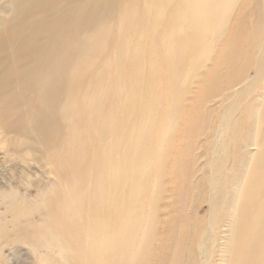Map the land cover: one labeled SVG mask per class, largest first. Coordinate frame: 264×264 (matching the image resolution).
<instances>
[{
    "label": "rangeland",
    "instance_id": "1",
    "mask_svg": "<svg viewBox=\"0 0 264 264\" xmlns=\"http://www.w3.org/2000/svg\"><path fill=\"white\" fill-rule=\"evenodd\" d=\"M149 1H138L132 20L118 12V21L102 27L111 35L98 43L102 54L91 49L85 56L87 71L70 107L68 133L76 137L75 145L56 146L49 156L54 172L38 136L7 130L21 118L25 128L31 126L22 112L36 107L10 114L16 104L10 92L0 106V264H234L232 259L251 258L236 243L240 235L230 233L229 219L207 203L199 205L197 193L207 200L214 196L208 184L218 164L236 175L240 166H232L234 158L247 169L258 158L246 140L263 138L264 52L245 56L242 42L254 41L259 27L254 17L264 4L249 0L242 17L251 15L237 21L241 0L230 19L222 0H216L210 16L198 13L202 6L196 0H163L151 8ZM8 4L0 0V17L11 10ZM16 25L0 22V37ZM260 29L261 40L264 26ZM237 52L242 56L234 61ZM228 62L234 67L228 79L238 78L240 88L220 104L216 90L228 80ZM97 92L102 108L79 101ZM212 124L216 131L203 136ZM100 135L104 159L115 167L110 184V170L98 168ZM76 153L83 160L78 157L80 170L72 173L61 157ZM216 183L223 187L226 180Z\"/></svg>",
    "mask_w": 264,
    "mask_h": 264
},
{
    "label": "bare ground",
    "instance_id": "2",
    "mask_svg": "<svg viewBox=\"0 0 264 264\" xmlns=\"http://www.w3.org/2000/svg\"><path fill=\"white\" fill-rule=\"evenodd\" d=\"M138 1L139 0H8V5L11 7V10H8L7 14H2L0 22L3 25L15 22L17 25L10 34H5L0 37V106H5V103L8 101L7 97H9L7 94L10 92L11 96H14L16 102L9 110L10 114L16 115L20 112V109L22 110L27 107V105L36 107L35 111H21L23 117H27L31 120V126L25 128L23 123H21L22 118L19 117L21 121L17 120L15 123L11 124L7 130L8 132L20 136L22 135L27 138L34 135L38 136L41 139L39 147L44 148V152H46L45 163L49 166V171H53L51 169L52 167L54 169L53 165L55 161L49 156L55 153L56 146L58 147L61 145L64 149H68L75 145L74 142L76 137L74 135L70 136V133H68L72 126L73 119L71 117L70 107L77 103L75 94L79 91L83 75L87 71L84 65L85 56L91 49L97 50L99 52L98 55L102 54V49L98 46V43L101 42L105 36H111L109 33L106 35L105 31L102 29L103 25L104 27L106 25L110 26L114 20L118 21V12L120 11L124 19L132 20L133 15L137 13ZM143 1L144 5H148L147 0ZM162 1L163 0H150L149 8L155 3H161ZM237 1L238 0H222L223 8L228 7V10H225L228 19L232 17L233 10L238 3ZM260 1L264 4V0ZM248 2L249 0H241L239 4L240 11L235 15V20L241 21V19L251 15L247 13L246 17H242V10L245 9ZM196 3L202 6V9H198L199 14L205 12V14L208 13V16H210L213 12L212 9L216 0H196ZM217 6L219 7V5ZM254 18V23L259 25V27H257L254 33V41L242 42V46L246 49L245 56L248 54L256 56L264 52V37L261 40L258 39V35L260 34L259 30L264 26V10H259ZM119 21L122 22V18H120ZM243 28L244 26L239 24L237 30L239 29L242 31ZM218 36H221V34ZM260 37H262V35ZM241 56L242 55L237 52L232 56V60L235 61V59H239ZM75 59H78L79 62L84 61L80 64L75 62ZM232 62H228L225 65L223 64L227 71L224 80L228 79L231 74L230 71L234 68L232 67ZM263 65L264 60L261 66ZM241 74L242 72L239 73L238 77ZM234 78L235 79L229 78L226 82H223L221 90H216L218 96L217 103L223 104L230 98L231 93L238 91L240 88L239 82H237L238 78ZM101 83L102 79L99 84ZM99 90L101 94L104 92L103 88H99ZM99 96L100 94H98V92L96 97L83 95L82 99H79V101L90 100L91 109L95 108V106H98V109H100L102 107H100L101 105L99 104ZM81 104L84 105L83 102ZM114 106L115 100L113 99L109 104V112H113ZM105 109L107 110V108ZM231 109L232 107L228 112L231 111ZM74 110L77 111L76 109ZM111 114L112 116L110 118L113 120V113H110V115ZM88 118L94 123L95 119L93 113H91ZM224 119L229 120V117L224 116ZM2 121L0 125H4V121ZM56 121L59 123L58 128L57 125H55ZM53 122H55V124ZM125 122L127 123V121ZM215 122H217V128L221 127L220 120L215 119ZM109 123L111 124V121H109ZM223 129L226 131L227 127ZM128 130H130L129 127ZM215 131L216 128L214 129L212 124L209 128L206 127L203 136H207L209 132ZM57 132H59V135H57ZM253 141H250L249 138L246 140L247 144L253 146L250 150H255L259 154L253 167L248 168L249 172L246 167L247 164H245L244 161H237L236 158L232 160V166H240V171L235 175L232 173L231 169H221L223 165L218 164V159L217 167L211 169V181L208 184L213 190L214 196H210L211 198L209 197L207 200V198L204 199L203 195L197 193L199 205L207 203L208 206H210L209 209H218L219 214H224V217L229 219L230 226L228 227L232 236L240 235L236 243H238L240 249L251 258L242 260L239 258L238 260L232 259V263L234 264H264V132L263 138L258 143H254ZM102 147L103 144L100 135L99 151L97 155V159L99 160L98 168L101 171L105 169L110 170L109 182L107 181L108 184H110L115 179V167L106 163L104 159L105 149ZM215 154L216 153L212 152L214 157ZM119 155L121 154L119 153ZM126 156L128 157V155ZM78 157L80 158V155L77 156L76 153V155L72 157L62 156L61 159L62 162L71 169L72 173H76L80 170ZM79 160H81V158ZM221 178L226 180V184L223 187L217 186V183L215 184V180ZM103 184L104 182H102V186ZM102 186L101 182L97 185L99 188H102ZM219 197H222V201L218 203ZM168 198L170 197L168 196ZM164 199L166 200V198ZM68 210L69 209H67V212ZM123 211L124 210H122V212ZM126 231H128V229ZM133 233L136 232L133 231ZM230 249L231 248L227 246L226 250Z\"/></svg>",
    "mask_w": 264,
    "mask_h": 264
}]
</instances>
